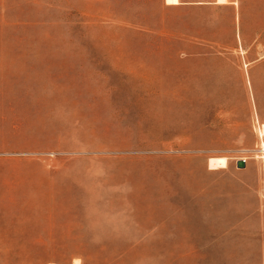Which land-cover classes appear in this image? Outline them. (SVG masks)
<instances>
[{
    "label": "rangeland",
    "instance_id": "rangeland-1",
    "mask_svg": "<svg viewBox=\"0 0 264 264\" xmlns=\"http://www.w3.org/2000/svg\"><path fill=\"white\" fill-rule=\"evenodd\" d=\"M180 2L0 0V264H264V0Z\"/></svg>",
    "mask_w": 264,
    "mask_h": 264
},
{
    "label": "crops",
    "instance_id": "crops-1",
    "mask_svg": "<svg viewBox=\"0 0 264 264\" xmlns=\"http://www.w3.org/2000/svg\"><path fill=\"white\" fill-rule=\"evenodd\" d=\"M237 2H238V4H240L239 0H237ZM180 4H181V2H180ZM217 4H220L218 2V0H217ZM173 6H176V5H173ZM238 39H239V43L240 42L242 43L241 33L238 34ZM208 169L211 170L209 168V162H208ZM223 169H226V168H223ZM217 170H220V169H217ZM217 170H211V171H217ZM232 231H233V239L236 237V235H237V238L239 239L241 231L242 232L254 231L257 242H258V246L263 248V257H264V211H263V222L258 221L256 223H246V222H241L239 220L236 223V225L233 226Z\"/></svg>",
    "mask_w": 264,
    "mask_h": 264
},
{
    "label": "bare ground",
    "instance_id": "bare-ground-1",
    "mask_svg": "<svg viewBox=\"0 0 264 264\" xmlns=\"http://www.w3.org/2000/svg\"><path fill=\"white\" fill-rule=\"evenodd\" d=\"M218 2L220 4H223L226 2V0H218ZM166 4L170 5V6L179 5L180 0H166ZM263 152H264V149H263ZM263 159H264V157H263ZM227 166H228V158H226V157L210 158L209 159V168L211 170L223 169V168H227Z\"/></svg>",
    "mask_w": 264,
    "mask_h": 264
},
{
    "label": "water",
    "instance_id": "water-1",
    "mask_svg": "<svg viewBox=\"0 0 264 264\" xmlns=\"http://www.w3.org/2000/svg\"><path fill=\"white\" fill-rule=\"evenodd\" d=\"M244 166H245L244 161H240V162H238V167H239V168H243Z\"/></svg>",
    "mask_w": 264,
    "mask_h": 264
},
{
    "label": "built area",
    "instance_id": "built-area-1",
    "mask_svg": "<svg viewBox=\"0 0 264 264\" xmlns=\"http://www.w3.org/2000/svg\"><path fill=\"white\" fill-rule=\"evenodd\" d=\"M248 159H249V157L248 158H241L238 162H240V161H244V163L246 164L247 163V161H248Z\"/></svg>",
    "mask_w": 264,
    "mask_h": 264
}]
</instances>
